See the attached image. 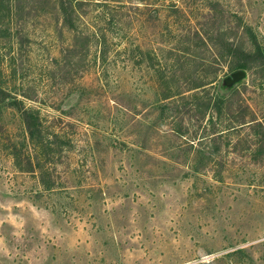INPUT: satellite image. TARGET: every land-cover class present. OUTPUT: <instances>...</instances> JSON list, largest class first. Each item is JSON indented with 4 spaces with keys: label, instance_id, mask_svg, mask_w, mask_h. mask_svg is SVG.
<instances>
[{
    "label": "rangeland",
    "instance_id": "obj_1",
    "mask_svg": "<svg viewBox=\"0 0 264 264\" xmlns=\"http://www.w3.org/2000/svg\"><path fill=\"white\" fill-rule=\"evenodd\" d=\"M251 119L264 0H0V264H264Z\"/></svg>",
    "mask_w": 264,
    "mask_h": 264
},
{
    "label": "trees",
    "instance_id": "obj_2",
    "mask_svg": "<svg viewBox=\"0 0 264 264\" xmlns=\"http://www.w3.org/2000/svg\"><path fill=\"white\" fill-rule=\"evenodd\" d=\"M245 67H246V64H238V66H237V68H240V69H244ZM33 113L36 115V112L32 111V110H25L22 112L23 122H24L26 130H27V132L31 138H33V136H36L35 131H37V125L35 123V118H37V117ZM250 122L251 123L255 122L257 128L258 127L259 128L264 127V125L262 123L256 122L255 119H251ZM261 133H262V136L264 138V129L263 128H262ZM15 163H16V165H19L17 159H15Z\"/></svg>",
    "mask_w": 264,
    "mask_h": 264
},
{
    "label": "water",
    "instance_id": "obj_3",
    "mask_svg": "<svg viewBox=\"0 0 264 264\" xmlns=\"http://www.w3.org/2000/svg\"><path fill=\"white\" fill-rule=\"evenodd\" d=\"M243 71L242 70H238L236 72H234L230 77L226 78L225 80V84L230 85L233 82H235L238 78H240L243 75Z\"/></svg>",
    "mask_w": 264,
    "mask_h": 264
}]
</instances>
